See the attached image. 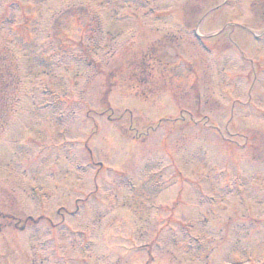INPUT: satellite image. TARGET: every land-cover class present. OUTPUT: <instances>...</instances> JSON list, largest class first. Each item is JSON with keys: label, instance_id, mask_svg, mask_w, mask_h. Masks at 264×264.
I'll list each match as a JSON object with an SVG mask.
<instances>
[{"label": "rangeland", "instance_id": "374dc122", "mask_svg": "<svg viewBox=\"0 0 264 264\" xmlns=\"http://www.w3.org/2000/svg\"><path fill=\"white\" fill-rule=\"evenodd\" d=\"M0 264H264V0H0Z\"/></svg>", "mask_w": 264, "mask_h": 264}]
</instances>
